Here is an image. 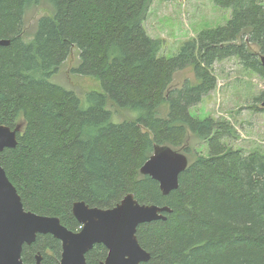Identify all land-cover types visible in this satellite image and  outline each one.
Masks as SVG:
<instances>
[{"label": "trees", "instance_id": "16d2710c", "mask_svg": "<svg viewBox=\"0 0 264 264\" xmlns=\"http://www.w3.org/2000/svg\"><path fill=\"white\" fill-rule=\"evenodd\" d=\"M44 1L53 15L40 18L27 43V11ZM153 2L0 0V40L10 41L0 47V125H22L17 147L1 153L0 164L26 211L59 218L73 232L81 230L72 211L77 202L107 210L132 194L142 205L169 207L166 221L138 228L151 255L145 264H264V148L234 149L229 144L239 135L231 122L191 114L218 87L217 63L235 58L264 79V3L214 0L232 12L228 24L166 58L144 26ZM73 49L80 53L74 74L97 77L104 89L89 93L86 105L52 81ZM189 67L198 84L171 88ZM109 105L138 116L113 123ZM191 134L208 145V155L188 159L178 190L165 196L141 169L156 145L193 154ZM108 253L96 245L87 264H102ZM38 255L42 264H60L62 243L39 235L22 259L31 264Z\"/></svg>", "mask_w": 264, "mask_h": 264}, {"label": "rangeland", "instance_id": "374dc122", "mask_svg": "<svg viewBox=\"0 0 264 264\" xmlns=\"http://www.w3.org/2000/svg\"><path fill=\"white\" fill-rule=\"evenodd\" d=\"M52 15V7L47 1L28 10L23 25L25 42L33 40L40 18ZM231 17L232 12L216 6L214 0H154L144 26L151 38L162 42L159 55L173 58L187 42L204 31L227 25ZM79 63L80 53L73 49L52 81L75 92L86 105L85 98L89 93H103L104 89L97 77L74 74L73 70L78 68ZM214 71L218 87L201 104L191 109V114L200 119L211 117L231 122L239 135L237 141L229 144L234 149L242 150L245 154L263 149L264 112L254 107L264 109V79L246 70L235 58L217 63ZM187 82L198 84L193 67L177 72L171 88H182ZM162 107V117H166L169 106L164 104ZM108 108L112 112V122L116 124L135 120L138 116L136 112L112 105ZM187 146L194 152L190 155L185 153L190 160L196 154L208 155V145L192 134Z\"/></svg>", "mask_w": 264, "mask_h": 264}, {"label": "water", "instance_id": "95a60500", "mask_svg": "<svg viewBox=\"0 0 264 264\" xmlns=\"http://www.w3.org/2000/svg\"><path fill=\"white\" fill-rule=\"evenodd\" d=\"M10 41L0 40V47ZM264 65V57H262ZM264 108V102L262 103ZM22 125L15 129L0 125V154L15 149ZM189 167L188 157L167 145H156L154 153L141 169L160 184L165 196L178 190L179 179ZM73 215L81 225L79 232L68 230L59 218L40 216L26 211L16 187L0 164V264H26L22 259L25 246L34 244L39 235H52L62 243L60 264H87V254L96 245L108 250L102 264H145L151 255L138 240V228L147 223L166 221L169 207L142 205L128 195L113 209L91 208L84 202L73 206ZM42 264L38 255L36 262Z\"/></svg>", "mask_w": 264, "mask_h": 264}]
</instances>
